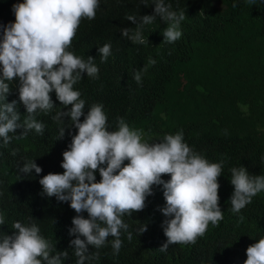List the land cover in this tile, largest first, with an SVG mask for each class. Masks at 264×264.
<instances>
[{"label":"trees","instance_id":"16d2710c","mask_svg":"<svg viewBox=\"0 0 264 264\" xmlns=\"http://www.w3.org/2000/svg\"><path fill=\"white\" fill-rule=\"evenodd\" d=\"M23 2L0 0V25L15 22L13 5ZM165 2L185 14L182 37L171 44L163 43L167 22L157 17L143 28L147 43L134 45L122 35V29L136 26L125 15L154 14L152 0L148 5L141 0H100L95 19L81 21L69 49L85 60L93 57L99 78L92 79L85 72L74 88L81 91V99L86 102L85 115L93 103L104 105L109 131L116 129L117 117L144 129L153 140L183 129L190 147L210 162L223 160L218 182L224 218L218 227L209 224L195 244H172L166 252H160L167 241L162 224L168 217L160 211L166 204L163 186L153 185L144 209L124 217L131 241L123 233L119 255L114 256L109 245L100 249V259L93 264H244L246 249L264 237V192L253 197L240 213H232L229 209L234 186L229 169L244 166L250 175H264V0ZM2 36L0 28V39ZM105 43L111 44V55L101 63L98 49ZM149 56L157 63L143 74L142 84H137L133 73L143 68ZM18 87L17 78L10 84L7 102H18L23 120L27 110L19 102ZM50 95L56 107L48 115L36 116L45 125L43 135L32 130L7 146L0 140V214L6 222L0 225V233L11 235L12 222H28L31 218L41 234L56 244L57 251L69 252L64 264H76L69 246L76 237L69 235V229L78 214L70 201L44 194L39 183L49 173L65 171L61 167L63 152L69 150L72 136L78 133L69 126L70 117H63V124L51 119L57 111H68L71 106L64 107L55 91ZM64 126L65 135L58 139L59 128ZM21 132L17 129L16 134ZM13 150H18L16 156L11 155ZM26 160H35L43 171L21 173L18 165L22 167ZM161 178L168 181L171 176ZM96 180H101L98 171ZM82 215L88 218L86 211ZM240 216L244 217L242 222ZM145 224L147 231L139 234ZM95 251L89 245V252Z\"/></svg>","mask_w":264,"mask_h":264},{"label":"clouds","instance_id":"9594fccd","mask_svg":"<svg viewBox=\"0 0 264 264\" xmlns=\"http://www.w3.org/2000/svg\"><path fill=\"white\" fill-rule=\"evenodd\" d=\"M148 5V0H141ZM152 15L126 14L125 19L136 26L122 29L123 37L134 45H145V25L157 17L167 22L163 43H174L183 33V11L173 10L165 0H152ZM100 0H24L13 5L15 22L0 25V140L7 146L13 139L26 137L35 130L43 135L45 125L36 119L38 113L48 115L56 107L50 93L68 111H57L51 119L63 124L70 117V127L78 129L72 136L69 150L63 152L62 174L49 173L39 183L43 193L59 201H70L78 214L72 219L69 235L76 264H93L100 259V249L111 246L112 254L119 255L123 246L122 234L132 233L124 217L144 209L146 198L153 194V185L163 186L166 201L160 209L165 219L162 224L166 243L159 249L166 252L172 244H195L208 230L209 224L218 227L224 214L219 204L218 178L224 161L210 162L204 155L185 142L183 129L153 140L142 128H134L123 117H117L116 129L109 131L108 116L102 103H93L85 115L86 102L74 86L83 79V73L99 78L95 59L69 51L81 21L94 20ZM236 7V4H233ZM101 63L111 55V44L98 49ZM157 61L149 56L142 69L133 73L137 84L143 74ZM19 79V102L27 110L21 120L17 101L7 102L10 84ZM84 117L81 122V117ZM17 129L22 132L17 135ZM10 133L14 135H10ZM65 135V126L59 128L58 139ZM150 140L152 142H150ZM158 141V142H154ZM18 150L11 155L16 156ZM125 161L129 163L125 164ZM18 165L21 173L37 174L43 170L35 160ZM106 165V166H103ZM101 180L97 182L96 172ZM230 182L234 192L230 211L238 214L257 194L264 192V175H250L247 168L232 167ZM170 174L164 181L162 175ZM88 213L85 218L82 213ZM244 220L240 216V221ZM0 214V225H5ZM13 233H0V264H64L69 252L57 251L56 244L41 234L40 227L29 218L28 222H12ZM147 231L141 225L139 234ZM109 237H112L109 240ZM89 245L96 251L89 252ZM244 264H264V237L246 249Z\"/></svg>","mask_w":264,"mask_h":264}]
</instances>
